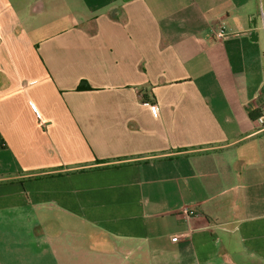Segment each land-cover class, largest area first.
<instances>
[{"label": "crops", "instance_id": "0c3cea01", "mask_svg": "<svg viewBox=\"0 0 264 264\" xmlns=\"http://www.w3.org/2000/svg\"><path fill=\"white\" fill-rule=\"evenodd\" d=\"M263 110L264 0H0V264H264Z\"/></svg>", "mask_w": 264, "mask_h": 264}, {"label": "rangeland", "instance_id": "374dc122", "mask_svg": "<svg viewBox=\"0 0 264 264\" xmlns=\"http://www.w3.org/2000/svg\"><path fill=\"white\" fill-rule=\"evenodd\" d=\"M84 253H79L72 255L70 260L63 261V264H107L104 258V252L98 248H88L89 246L85 244Z\"/></svg>", "mask_w": 264, "mask_h": 264}, {"label": "built area", "instance_id": "2783aa9c", "mask_svg": "<svg viewBox=\"0 0 264 264\" xmlns=\"http://www.w3.org/2000/svg\"><path fill=\"white\" fill-rule=\"evenodd\" d=\"M214 31H215L216 37L219 39H222V38L227 36V33L223 27L216 28ZM31 104H32V107L34 108V110L36 111V114L39 116V112L36 110L35 105L33 103H31ZM256 123L258 125L259 130H264V110L256 117ZM180 236L181 235H179V234H175L172 236V238L175 239V238H178Z\"/></svg>", "mask_w": 264, "mask_h": 264}, {"label": "trees", "instance_id": "16d2710c", "mask_svg": "<svg viewBox=\"0 0 264 264\" xmlns=\"http://www.w3.org/2000/svg\"><path fill=\"white\" fill-rule=\"evenodd\" d=\"M78 89H91V86L85 81H83L79 84Z\"/></svg>", "mask_w": 264, "mask_h": 264}]
</instances>
